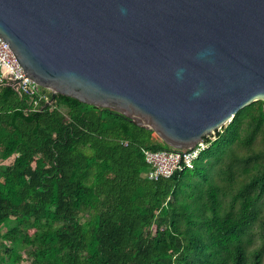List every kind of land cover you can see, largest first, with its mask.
I'll return each instance as SVG.
<instances>
[{
	"label": "trees",
	"instance_id": "1",
	"mask_svg": "<svg viewBox=\"0 0 264 264\" xmlns=\"http://www.w3.org/2000/svg\"><path fill=\"white\" fill-rule=\"evenodd\" d=\"M215 135L194 168L150 180L145 151L175 150L152 130L0 86V264H264V101Z\"/></svg>",
	"mask_w": 264,
	"mask_h": 264
},
{
	"label": "water",
	"instance_id": "2",
	"mask_svg": "<svg viewBox=\"0 0 264 264\" xmlns=\"http://www.w3.org/2000/svg\"><path fill=\"white\" fill-rule=\"evenodd\" d=\"M26 77L175 150L264 101V0H0Z\"/></svg>",
	"mask_w": 264,
	"mask_h": 264
},
{
	"label": "built area",
	"instance_id": "3",
	"mask_svg": "<svg viewBox=\"0 0 264 264\" xmlns=\"http://www.w3.org/2000/svg\"><path fill=\"white\" fill-rule=\"evenodd\" d=\"M11 85L21 96L29 99L32 110L43 111L52 106V93L26 77L23 67L18 62L14 52L0 37V86ZM45 103L44 106L42 103ZM212 139V136H209ZM212 139L211 141H213ZM212 142L206 138L189 150L145 151L149 170L146 177L150 180L170 178L175 172L192 169L202 154L211 147Z\"/></svg>",
	"mask_w": 264,
	"mask_h": 264
},
{
	"label": "rangeland",
	"instance_id": "4",
	"mask_svg": "<svg viewBox=\"0 0 264 264\" xmlns=\"http://www.w3.org/2000/svg\"><path fill=\"white\" fill-rule=\"evenodd\" d=\"M229 124V123H228ZM227 124V125H228ZM227 125H225L224 127H226ZM217 138V135H215V134H212V139H216ZM215 147H212V150L214 149ZM199 161V160H198ZM198 161H196V163L198 162ZM4 163H6V162H4ZM262 215H264V202H263V204H262ZM255 230V232H258L259 230L257 229V227H255L254 228ZM254 245L252 246L253 248H255L257 245H259L260 244V240H259V236H258V234H256V237L254 238V243H253ZM22 264H27V262H23Z\"/></svg>",
	"mask_w": 264,
	"mask_h": 264
}]
</instances>
